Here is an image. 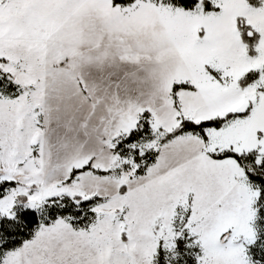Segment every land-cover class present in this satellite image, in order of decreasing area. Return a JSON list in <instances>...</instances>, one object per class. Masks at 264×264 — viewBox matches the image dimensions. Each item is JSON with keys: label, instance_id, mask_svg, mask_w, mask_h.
Wrapping results in <instances>:
<instances>
[{"label": "snow or ice", "instance_id": "snow-or-ice-1", "mask_svg": "<svg viewBox=\"0 0 264 264\" xmlns=\"http://www.w3.org/2000/svg\"><path fill=\"white\" fill-rule=\"evenodd\" d=\"M0 264H264V0H0Z\"/></svg>", "mask_w": 264, "mask_h": 264}, {"label": "rangeland", "instance_id": "rangeland-1", "mask_svg": "<svg viewBox=\"0 0 264 264\" xmlns=\"http://www.w3.org/2000/svg\"><path fill=\"white\" fill-rule=\"evenodd\" d=\"M11 15H13V13H9V12H5L4 14H3V20L5 21V23H7V21H8V19H9V17L11 16ZM5 31H7V28H5Z\"/></svg>", "mask_w": 264, "mask_h": 264}]
</instances>
